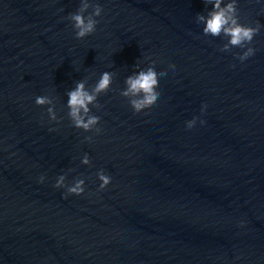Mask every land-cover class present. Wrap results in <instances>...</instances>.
<instances>
[{
    "label": "water",
    "instance_id": "1",
    "mask_svg": "<svg viewBox=\"0 0 264 264\" xmlns=\"http://www.w3.org/2000/svg\"><path fill=\"white\" fill-rule=\"evenodd\" d=\"M80 3L0 0V264H264V0H237L260 24L244 62L203 34L204 0H90L103 12L78 40ZM153 61L160 96L135 113L120 92ZM105 71L101 131L75 128L67 92ZM63 174L84 193L65 198Z\"/></svg>",
    "mask_w": 264,
    "mask_h": 264
},
{
    "label": "clouds",
    "instance_id": "2",
    "mask_svg": "<svg viewBox=\"0 0 264 264\" xmlns=\"http://www.w3.org/2000/svg\"><path fill=\"white\" fill-rule=\"evenodd\" d=\"M205 4H211L212 9L208 12L207 16L197 14L196 22L203 24L202 32L205 36L212 37H226L227 42L220 48L221 51H231L232 48L246 49L242 54H236V58L244 62L249 57L255 54V49L249 46L255 35L258 34L260 24L257 23L256 27L241 24L239 22V14L237 9V0H204ZM223 5V6H222ZM91 12H88L89 9ZM103 8L98 3H90V0H81L80 7L76 13H70L68 19L72 22L75 31V37L78 40L93 34L96 31V26L99 21L96 19L100 17ZM85 13H88L85 15ZM169 67L175 70V65L170 64ZM133 75L126 77L125 88L120 92V95L127 98L130 107L135 113H139L144 109L152 107L158 100L160 92L158 91L159 77L167 75V70L157 72L155 61L151 62L146 69H139ZM113 73L105 71L101 74L99 80L91 89L86 88L84 80L76 82L74 89L67 92V108L68 117L72 125L77 129H82L85 132L95 130L96 133L101 131L97 125L100 122V117L92 114L91 108L100 109L98 97L101 94H106L111 87L113 81ZM35 103L38 106L50 105L47 108V113L52 121L58 122V117L55 112V105L53 98L50 96H37ZM91 106V107H90ZM207 105H202V111L206 109ZM197 117L186 121V127L191 129L195 126ZM204 123V121H200ZM53 129H50L52 131ZM90 140L91 137H85ZM81 163L85 165L90 164V159L87 154L84 155ZM72 171V169H69ZM97 178L101 182L99 184V191L104 190L110 183L111 177L105 174L101 169L97 172ZM45 177H39V182L43 183ZM84 179H75L71 185L66 184V174L60 175L55 184V188H65L66 195H82L85 191Z\"/></svg>",
    "mask_w": 264,
    "mask_h": 264
}]
</instances>
